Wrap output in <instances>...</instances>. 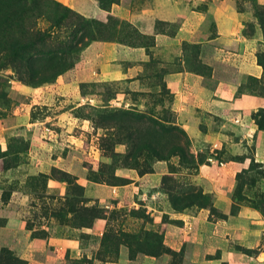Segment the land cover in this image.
I'll return each mask as SVG.
<instances>
[{
    "label": "crops",
    "instance_id": "obj_1",
    "mask_svg": "<svg viewBox=\"0 0 264 264\" xmlns=\"http://www.w3.org/2000/svg\"><path fill=\"white\" fill-rule=\"evenodd\" d=\"M83 7L104 21L117 16L133 30L119 25L112 38L90 42L75 67L78 83H110L140 95H148V87L166 86L177 123L208 151L200 175L210 185V201L163 205L162 191L151 193L143 184L147 174L122 185L81 175L87 198L105 208L79 229L86 238L71 236L64 226L46 225L51 232L41 236L34 234L38 226L15 224L14 250L25 264H71L81 258L88 264H264V94L252 82L264 75L256 53L259 31L246 33L240 12L216 0L143 5L120 0L109 8L85 0ZM59 100L49 103L54 109L49 117L64 123L71 112ZM139 209L148 217L137 214ZM113 210L122 212L116 217ZM143 229L160 233L154 248H136L128 240Z\"/></svg>",
    "mask_w": 264,
    "mask_h": 264
},
{
    "label": "rangeland",
    "instance_id": "obj_2",
    "mask_svg": "<svg viewBox=\"0 0 264 264\" xmlns=\"http://www.w3.org/2000/svg\"><path fill=\"white\" fill-rule=\"evenodd\" d=\"M84 1L0 0V264H25L13 248L15 224L38 226L34 234L41 236L51 232L50 226H64L71 236L86 238L79 229L105 214V208L87 198L81 175L122 185L147 174L143 184L151 193L162 191L163 205L184 208L210 201V185L200 175L208 151L177 123L166 86L148 87L152 91L140 95L110 83H78L75 67L90 42L112 38L119 25L133 30L117 16L104 21L85 14ZM117 1L97 0L105 8ZM216 1L240 12L246 33L259 31L256 53L264 67V0ZM252 82L264 94V75ZM60 97L71 112L64 123L49 117L54 114L49 103H60ZM52 178L59 187L51 185ZM160 238L143 229L128 240L136 248L152 249ZM88 262L81 258L71 264Z\"/></svg>",
    "mask_w": 264,
    "mask_h": 264
},
{
    "label": "trees",
    "instance_id": "obj_3",
    "mask_svg": "<svg viewBox=\"0 0 264 264\" xmlns=\"http://www.w3.org/2000/svg\"><path fill=\"white\" fill-rule=\"evenodd\" d=\"M90 23L92 24V25H97V21L96 20H92V21H90ZM102 39H107V38H102Z\"/></svg>",
    "mask_w": 264,
    "mask_h": 264
},
{
    "label": "built area",
    "instance_id": "obj_4",
    "mask_svg": "<svg viewBox=\"0 0 264 264\" xmlns=\"http://www.w3.org/2000/svg\"><path fill=\"white\" fill-rule=\"evenodd\" d=\"M115 191V190H114Z\"/></svg>",
    "mask_w": 264,
    "mask_h": 264
}]
</instances>
